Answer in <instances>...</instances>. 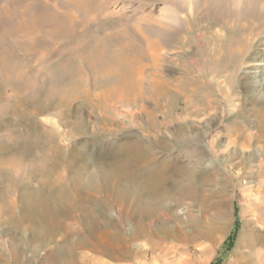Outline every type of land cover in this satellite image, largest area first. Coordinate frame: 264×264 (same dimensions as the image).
<instances>
[{
  "label": "bare ground",
  "instance_id": "1",
  "mask_svg": "<svg viewBox=\"0 0 264 264\" xmlns=\"http://www.w3.org/2000/svg\"><path fill=\"white\" fill-rule=\"evenodd\" d=\"M110 1L62 0L64 7L46 2L44 11L3 30L11 46L10 63L0 71L4 101L7 89L17 99L23 94L24 61L16 53L31 51V62L44 55L37 57L39 67L31 63L26 99L34 133L31 162L0 159V178L9 183L0 190V224L7 223L9 232L4 242L0 233V264H31L41 251L42 264H189L170 261L164 242L185 240L188 227L214 243L225 235L222 208L207 222L197 220V212L215 197L209 186L227 172L235 184L246 180L259 197L249 205L237 197L243 226L231 264H264V0H198L209 14H190L179 27L175 11L166 8L158 48L145 44L148 74L142 48L133 42L138 38L117 43L105 26L93 32L76 24L69 9L85 17L88 3L93 13ZM215 23L220 32L206 41L202 30ZM196 32L200 46L173 73L170 52L176 54ZM79 100L83 106L73 105ZM43 114L50 117L42 124ZM226 115L229 125L215 131ZM140 125H147V134L128 130ZM154 131H169L171 143ZM11 143L0 141V155L17 150ZM96 143L100 151L93 154ZM27 181L30 190L23 188L17 202L19 184ZM25 228L31 236L23 235ZM98 255L107 259L95 261Z\"/></svg>",
  "mask_w": 264,
  "mask_h": 264
},
{
  "label": "rangeland",
  "instance_id": "2",
  "mask_svg": "<svg viewBox=\"0 0 264 264\" xmlns=\"http://www.w3.org/2000/svg\"><path fill=\"white\" fill-rule=\"evenodd\" d=\"M46 2L49 5H53L56 2H59L61 4L63 3L62 0H0V38H1L0 57L2 58V59L0 58V62H1L0 71L4 65L10 63V58L8 57L9 56L8 54L11 49L9 42L8 41L5 42V40H3L4 34L2 36V33H5L4 31H12L14 28H16L19 25L22 19L26 17H30L31 15L37 12L44 11L45 9L44 4ZM87 7L90 11L89 13H87L88 15L85 17L81 13V11L77 10L74 7H69L70 11L77 17V19H75L74 22L76 24L82 22L83 25L80 26L82 27L86 26L88 29H91V31L93 32H95L99 27L105 26L106 33L108 34L112 33L115 35L117 34V39H115L117 43H124L125 41L127 42L128 39L130 40L132 39L131 40L132 42L134 39L138 38L133 42L136 41L135 44L137 43L136 45L141 46L142 48L141 63L148 66V68L145 69V74L150 73L151 68L149 67V64L151 65L152 63L151 58L147 53L148 51L146 49L145 44L146 42L149 43L152 42L151 44H153L155 47L158 48L159 40H160L159 20L160 17H162L163 10L169 8L170 10L173 9L175 11L173 12L178 16V21H179L178 27L179 25L183 24V21L185 23L187 16L190 14L197 17L206 16L209 14L207 13L208 12L207 9L204 8L202 3H199L198 0H111L109 3H107V5L104 6L103 9L99 11H94L93 13H91L92 11L91 8L93 7V3L91 2L88 3ZM223 14H226L227 16L228 13L223 11L222 15ZM218 17L219 19H221L220 18L221 15H219ZM227 17H229V15ZM127 30L128 32L129 31L130 32L128 33ZM122 32H124V35ZM197 32L195 33V35L191 36L192 38L191 41L189 42L190 45L185 44L184 46L181 47V50H177L176 54H174L172 51L170 52L169 54L170 57L168 58L167 66L168 69L171 70L173 73H178L180 71L179 67L174 68L175 64L185 61L187 62L189 54L197 51L198 47L200 46V40L198 39L197 36V34L200 31L198 33ZM202 32L205 35V40L209 41L211 39L212 33L220 32V28L219 25L215 23V25L212 26L211 29L209 30L204 29L202 30ZM126 33L127 35H125ZM255 41L256 40L253 41L254 45H256ZM23 43L28 45L29 41L25 40L23 41ZM20 52L16 54L20 56V58H22V61H24L23 68H21V71H24L26 74V76L21 77L19 80L20 83H22L24 86L23 94H21L20 98L17 99V97H14L13 91L11 89H7L6 94L8 96V99L4 101L5 98L0 97V141H3L4 143L7 141V143L9 142L10 144L11 143L10 140L12 139L13 142L11 144L16 145L17 150L15 152L11 150L6 151L3 155H0V159L15 158V156L16 158L18 157L20 159L22 157L21 160L23 161V164L25 163L28 164L29 162H31V155L28 154L29 152H31V137L34 136V133L32 132L33 131L31 124L32 122L30 119L31 117H29L31 116L30 114L31 101L29 104L26 101L27 96L31 95V86H30L31 79H29L31 78V63L33 62L32 64L34 66L38 65L39 67L40 62L39 60H37V57H39L40 55H44V53L43 52L39 54L37 53L38 54L37 57L33 58V61L31 62V51L28 52V54H26L27 49H24V51L21 50ZM186 53H188V55ZM182 55L184 56V58ZM47 59L48 58L44 59L43 62L44 64L47 63L46 62ZM49 60L50 59H48V61ZM3 61H5V63ZM0 74L2 75V72ZM25 81L27 82L25 83ZM235 91L237 92L235 96L236 98L235 102L239 104L242 102V97H243V94H241L242 89L238 87L236 88ZM39 102L40 99H37L35 103H33V106L37 107ZM75 104L79 106L84 105V103L81 100L75 101L73 105ZM147 104H151L150 99L147 101ZM6 105L7 108H4V106ZM126 109L127 108H123L124 111H126ZM49 117L50 114L40 115V117H38V121L42 124L46 123ZM224 117L223 118L225 120L223 118L220 119L221 122L216 125L215 131L222 130L224 124L229 125L230 123L229 117L227 115ZM196 123H197V128L199 129L200 123L198 122ZM129 129L144 132L145 134L148 133L147 125H140V128L138 126H131L128 127V130ZM158 132L154 131L155 134L161 136L160 138L162 139L166 138L171 143V137L169 131L160 132V133ZM75 141L76 140H72V141L70 140L69 142L73 144L75 143ZM112 141H115V138H113L111 142ZM99 148L100 146H97L96 143V145H94L92 149L95 152V153L93 152V154H98V152L100 151ZM235 161H238V159L236 158ZM262 179L263 178L261 176H258L257 181H260ZM218 181L219 182L215 185L213 183L215 187L212 186V183H211L212 187L209 186V188L215 191V195H214L215 197L211 198L209 203H206L204 208H202L201 212L200 211L197 212V214L199 213V215L197 216V220H199L200 222H202L203 220H205L206 222L209 220L211 221L210 218L212 216L213 219V216L217 212L218 207L222 208L223 210L222 213L224 215V218H226L225 223L227 224V230L225 235L217 243H214L208 238L200 239V237H198L196 233L197 229L195 230V227L194 228L188 227L187 229L188 236L185 240L180 238L179 239L172 238L173 239L172 240L170 238L166 240V242H164V244L167 243L166 245L170 246L168 252L169 254H167V257H169L170 261L171 260L173 262L190 261L189 264H231L232 263L234 259V257L232 256V250L234 249L236 239L243 226V217L241 215L242 204L249 205L251 200L257 201L259 197L258 194L256 195L257 192L254 193L256 190L248 187V185L246 184V180L243 181V179H237L236 181L239 183L235 184L234 181L231 180L230 174L228 172L223 173L221 177L218 179ZM29 183L30 185L28 184V181L26 183L20 182L19 187L14 195V198L16 199L17 202L19 201L21 192H23V188L26 190H30L31 182ZM8 184L9 183L7 181L4 182V180L2 181V179L0 178L1 191L4 188L8 187ZM253 190L254 192H252ZM206 192L209 193V191ZM237 197L244 198L242 204L239 202L238 200L239 198L237 199ZM213 199L215 200V202ZM0 233H2L3 242L4 240L8 241L7 239H9L8 236L9 232H8L7 223L4 222L0 224ZM78 233L79 232L76 231L74 233V236H76ZM23 235H25V237L31 236L32 229L25 228L23 230ZM41 253L43 254L39 255L38 260L33 261L31 264H42L44 262V259H42L44 257V252L41 251ZM103 258L104 257L98 255L94 257V260L102 261L104 259H107V258L104 259ZM108 261H110L111 263V260Z\"/></svg>",
  "mask_w": 264,
  "mask_h": 264
}]
</instances>
